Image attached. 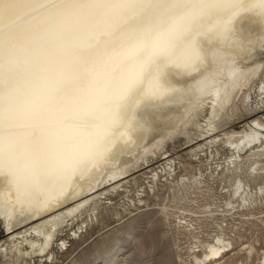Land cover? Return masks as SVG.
I'll list each match as a JSON object with an SVG mask.
<instances>
[{
  "label": "bare ground",
  "instance_id": "6f19581e",
  "mask_svg": "<svg viewBox=\"0 0 264 264\" xmlns=\"http://www.w3.org/2000/svg\"><path fill=\"white\" fill-rule=\"evenodd\" d=\"M203 2L217 6L191 9L190 25L180 22L171 32H154L140 52L125 42L82 61L75 43L59 35L56 9L47 7L48 0H33L31 6L0 0V220L7 236L0 241V264L42 256L62 224L120 190L138 161L148 167V156L163 159L159 170L146 169L151 180L162 170L169 175L173 160L163 144L187 137V123L202 129L197 141L206 138L190 152L222 140L231 148L233 170L248 162L252 178L264 180V122L252 119L248 129L217 134V118L240 92L248 100L251 82L262 72L257 55L264 50V12L251 7L257 0ZM9 29L23 37L14 48L5 36ZM10 54L19 99L11 141L3 135ZM137 75L148 95L122 100ZM260 84L264 89V80ZM202 110L207 115L199 124L195 118ZM232 186L250 205L264 192L263 183L251 188L247 175H236ZM229 246L216 236L192 258L216 261ZM260 261L264 264V253Z\"/></svg>",
  "mask_w": 264,
  "mask_h": 264
},
{
  "label": "rangeland",
  "instance_id": "374dc122",
  "mask_svg": "<svg viewBox=\"0 0 264 264\" xmlns=\"http://www.w3.org/2000/svg\"><path fill=\"white\" fill-rule=\"evenodd\" d=\"M258 54L263 69L251 82L250 97L246 100L240 92L224 109L217 118L218 137L248 129L252 119L264 122V89H259L264 80V50ZM206 115L202 110L195 119L203 124ZM184 128L187 137H172L163 144L173 160L169 175L162 170L157 179L149 177L147 169L159 170L163 159L148 156V167L138 161L134 167L138 170L127 176L120 190L102 195L94 210L62 224L42 256L18 257L6 264H261L264 192L254 196L252 206L251 200L242 201L233 194L232 185L236 175L241 179L247 175L251 188L264 184L263 178H252L248 162H240L233 170L231 148L222 140L190 152L206 138L197 141L202 129L193 123ZM181 176L187 179L180 181ZM0 227L5 230L1 220ZM216 236L230 242L224 256L195 261L192 255L200 256L203 246ZM5 239L3 231L0 241Z\"/></svg>",
  "mask_w": 264,
  "mask_h": 264
},
{
  "label": "snow or ice",
  "instance_id": "6c2138e0",
  "mask_svg": "<svg viewBox=\"0 0 264 264\" xmlns=\"http://www.w3.org/2000/svg\"><path fill=\"white\" fill-rule=\"evenodd\" d=\"M24 2L29 6L33 4V0ZM216 6L205 4L203 0H48L47 4L48 8L56 9L54 15L60 26L59 35L75 43L82 61L101 54V50L119 47L125 42H131L130 48L134 53L140 52L154 32H171L180 22L190 25L191 9ZM251 7H259L264 12V0H257ZM5 36L12 48L15 47L14 41L23 39L11 29ZM152 64L153 69L158 70L159 64L155 61ZM15 75L16 61L10 54L3 81V135L9 141L14 135L12 121L16 117L19 103L14 94ZM134 94L148 95L143 91L139 75L127 83L121 99ZM123 107L118 105V108ZM3 231L0 227V234Z\"/></svg>",
  "mask_w": 264,
  "mask_h": 264
}]
</instances>
